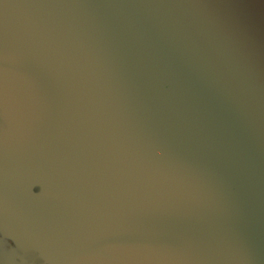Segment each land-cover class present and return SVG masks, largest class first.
I'll return each instance as SVG.
<instances>
[{
    "label": "water",
    "instance_id": "1",
    "mask_svg": "<svg viewBox=\"0 0 264 264\" xmlns=\"http://www.w3.org/2000/svg\"><path fill=\"white\" fill-rule=\"evenodd\" d=\"M0 264H264V0H2Z\"/></svg>",
    "mask_w": 264,
    "mask_h": 264
},
{
    "label": "snow or ice",
    "instance_id": "2",
    "mask_svg": "<svg viewBox=\"0 0 264 264\" xmlns=\"http://www.w3.org/2000/svg\"><path fill=\"white\" fill-rule=\"evenodd\" d=\"M0 2H2V0H0ZM165 87H167V85H165Z\"/></svg>",
    "mask_w": 264,
    "mask_h": 264
}]
</instances>
